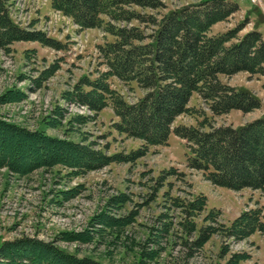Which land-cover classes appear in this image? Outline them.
<instances>
[{
	"label": "rangeland",
	"instance_id": "obj_1",
	"mask_svg": "<svg viewBox=\"0 0 264 264\" xmlns=\"http://www.w3.org/2000/svg\"><path fill=\"white\" fill-rule=\"evenodd\" d=\"M161 1L165 7L158 9L137 5L127 8L161 18L171 9L201 0ZM232 1L239 3V10L215 23L209 35L235 29L245 21L248 23L239 37L254 28L264 35V0ZM9 11L16 23L44 31L63 46L56 49L37 41H16L9 50L0 47V99L12 89L25 94L16 101H0V118L52 137L92 144L108 155L126 157L147 150L136 159L111 162L91 171H75L61 164L26 174L0 168V244L35 236L103 264H225L235 253L249 254L239 264H264V233L259 231L242 240L215 233L189 256L191 241L202 226H228L249 209H260L264 219V190H232L214 184L203 170L188 165L191 154L188 142L173 131L168 143L147 147L143 140L119 132L114 127L119 117L111 100L104 109L94 112L64 98L81 77L95 79L108 70L100 51L102 45L116 39L104 28L110 21L108 16H103L102 27L82 28L55 9L51 0H10ZM113 23L140 25L147 33L153 28L138 20ZM55 64L58 68L54 73L41 78ZM220 79L232 87L249 89L261 100V108L248 113L234 109L215 115L195 92L189 102L191 111L178 116L172 126H203L209 131L211 125L240 126L264 115V75L241 71L231 76L222 74ZM108 82L128 102H136L145 94L137 81L110 76ZM60 111L64 112L63 118ZM80 115L88 121L81 123L74 119ZM161 175L165 176L163 180L159 178ZM123 194L126 201L115 200ZM200 195L206 197V206L192 219L197 223V231L190 236L181 224L185 214L175 203H186ZM212 209L220 212L215 221L206 218ZM134 211V220L126 225L111 226L99 218L103 213L121 218ZM69 232H85L90 239L82 242L61 238ZM226 245L229 251L222 257ZM143 249L157 253L154 258H145Z\"/></svg>",
	"mask_w": 264,
	"mask_h": 264
},
{
	"label": "trees",
	"instance_id": "obj_2",
	"mask_svg": "<svg viewBox=\"0 0 264 264\" xmlns=\"http://www.w3.org/2000/svg\"><path fill=\"white\" fill-rule=\"evenodd\" d=\"M10 0H0V47L9 50L16 41H37L45 46L62 48V43L41 30H33L16 23L9 11ZM52 6L70 16L82 28L102 27L104 15L110 18L105 30L116 39L100 47L108 70L92 79L85 75L67 91L64 98L80 103L94 112L101 111L112 101L119 121L114 127L130 137L141 139L145 147L168 143L175 132L187 140L191 154L188 165L203 170L207 178L218 186L232 190L251 188L264 190V115L240 126L179 125L175 119L191 111L189 102L195 92L208 104L215 115L236 109L251 112L261 108V100L249 89L232 87L220 75H234L241 71L264 75V35L254 28L239 37L242 22L235 29L209 35L211 27L228 19L239 10L232 0H201L171 9L161 18L146 15L127 7H165L161 0H51ZM151 24V33L140 25L117 26L113 21ZM58 68L51 65L43 72L48 77ZM110 76L123 81H137L145 94L136 102H128L108 82ZM39 78L38 81L41 79ZM41 82V81H40ZM39 86L41 83L38 84ZM84 86L89 87L85 89ZM25 94L20 90L7 91L0 101H16ZM61 118L64 112L60 111ZM74 119L87 122L86 116ZM206 124V123H205ZM142 151L122 157L108 155L92 144L56 138L40 130H30L0 118V168L26 174L40 167L61 164L75 171L103 168L111 162L127 161L141 156ZM165 176H159L163 180ZM118 198H121L119 200ZM126 201L123 194L115 198ZM185 214L182 228L188 235L197 231L192 220L203 212L206 197L198 196L186 203H175ZM220 212L212 209L206 216L215 221ZM136 212L112 218L99 215L103 222L113 226L126 225L134 220ZM106 217V218H105ZM108 218V219H107ZM97 219V218H96ZM264 233V219L260 209L244 210L230 225L202 226L191 241L193 256L210 237L219 233L224 238L242 240L255 232ZM64 240L87 242L85 232L63 234ZM229 249H222L225 257ZM156 251L142 250L145 258H154ZM249 257L235 253L225 264H239ZM0 264H103L91 257H79L59 247L54 241L35 236H23L0 244Z\"/></svg>",
	"mask_w": 264,
	"mask_h": 264
}]
</instances>
